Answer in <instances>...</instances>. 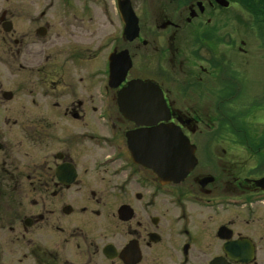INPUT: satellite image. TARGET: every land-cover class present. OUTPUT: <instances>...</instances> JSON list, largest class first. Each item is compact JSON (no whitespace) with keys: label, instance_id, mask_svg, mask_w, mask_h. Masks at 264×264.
I'll use <instances>...</instances> for the list:
<instances>
[{"label":"flooded vegetation","instance_id":"1","mask_svg":"<svg viewBox=\"0 0 264 264\" xmlns=\"http://www.w3.org/2000/svg\"><path fill=\"white\" fill-rule=\"evenodd\" d=\"M252 24L264 27V0H0V264H264ZM137 79L158 86L163 120L120 109ZM204 98L234 115L243 101L248 140L210 126ZM156 125L194 146L178 182L147 165L153 144L135 145Z\"/></svg>","mask_w":264,"mask_h":264},{"label":"water","instance_id":"2","mask_svg":"<svg viewBox=\"0 0 264 264\" xmlns=\"http://www.w3.org/2000/svg\"><path fill=\"white\" fill-rule=\"evenodd\" d=\"M113 74L116 75V70L113 69ZM120 109L125 112L124 106H131L132 104L138 105L140 110H145V116L142 124H148L153 122L157 123L164 119L161 116L160 111L164 108V100L158 86L142 80L130 81L128 85L123 88L118 94ZM124 105V106H123ZM130 109V108H128ZM154 111V112H153ZM154 119L147 120L148 116L154 115ZM127 117L133 119V116L127 115ZM135 139H130V142L135 140L136 143H140L141 137L143 140L152 146L154 151L155 159L150 163L146 159L147 165L152 167L160 180L178 182L181 180L193 167L196 159L193 155L194 146L189 143V140L178 126L171 125H156L155 127L140 130L137 132ZM150 138L148 139V137ZM136 151L140 153V148L137 147Z\"/></svg>","mask_w":264,"mask_h":264},{"label":"rangeland","instance_id":"3","mask_svg":"<svg viewBox=\"0 0 264 264\" xmlns=\"http://www.w3.org/2000/svg\"><path fill=\"white\" fill-rule=\"evenodd\" d=\"M248 42L250 43L252 48H264V27H260L257 28L255 26H253L252 24V28H251V34L248 36ZM191 46H184L182 47V50H180V53L177 54L178 58L181 59H190L191 58ZM258 53L260 52L259 50L257 51ZM186 68H197V63H194L191 61L190 64L187 65ZM262 73V69L260 67H257L256 65H250L247 69V77L246 79H244L243 82V86L244 89L247 91H252V89H257L260 86V75ZM175 75V77L173 78H184L182 75L180 74H173ZM172 77V76H171ZM256 98H257V94H255ZM207 98L204 99H200L203 102L200 103H196V105H202L204 108L205 106L209 107V110H216L218 113V118L217 119H211V118H207L206 122L210 125L213 126L215 128H219V127H226V128H234L236 129V141L237 142H241L243 143L244 140L245 142L248 140V136L246 135V129L250 126L249 124V119H245V118H249V113L248 115H244L243 116V112H245L243 105L245 104L243 101L237 103L236 105V113L235 115L233 113H229L227 111V109H224L225 107H223V105H218V104H212L214 103V101L212 100H206ZM209 103V105L207 104ZM250 103V102H249ZM251 103L252 104H256L257 101L255 98L251 99ZM239 108V109H238ZM219 109V110H218ZM239 115H241L242 117L239 118L238 117V113ZM215 113V114H217ZM253 114V113H252ZM248 116V117H246ZM253 116L257 117L258 122H256L255 124H252L253 126H257L256 130H261L264 127V110H256L254 111ZM252 116V117H253ZM238 117V118H237ZM245 120V121H244ZM204 127V125H203ZM227 131V130H226ZM255 132V142H257L259 139H261L264 134L257 133ZM228 135H218V138H216V143L219 144V146H225L226 144L229 143L228 140ZM253 139V138H252Z\"/></svg>","mask_w":264,"mask_h":264}]
</instances>
